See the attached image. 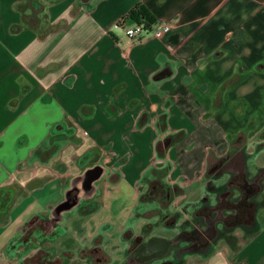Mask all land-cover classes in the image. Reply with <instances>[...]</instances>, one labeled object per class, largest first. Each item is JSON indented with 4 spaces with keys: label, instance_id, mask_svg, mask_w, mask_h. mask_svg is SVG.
<instances>
[{
    "label": "crops",
    "instance_id": "1",
    "mask_svg": "<svg viewBox=\"0 0 264 264\" xmlns=\"http://www.w3.org/2000/svg\"><path fill=\"white\" fill-rule=\"evenodd\" d=\"M56 211L81 264H264V0H0V264Z\"/></svg>",
    "mask_w": 264,
    "mask_h": 264
},
{
    "label": "rangeland",
    "instance_id": "2",
    "mask_svg": "<svg viewBox=\"0 0 264 264\" xmlns=\"http://www.w3.org/2000/svg\"><path fill=\"white\" fill-rule=\"evenodd\" d=\"M79 202V199L67 197L62 205L71 207ZM60 220L57 211L51 215H37L30 219L7 250L8 257H10L8 264H81L90 262L87 253L75 247L72 234L66 235V231L59 225ZM65 246L74 248L75 251H65Z\"/></svg>",
    "mask_w": 264,
    "mask_h": 264
},
{
    "label": "built area",
    "instance_id": "3",
    "mask_svg": "<svg viewBox=\"0 0 264 264\" xmlns=\"http://www.w3.org/2000/svg\"><path fill=\"white\" fill-rule=\"evenodd\" d=\"M173 20L157 21L153 24L146 23L145 21L135 22L127 24L126 19L122 18L119 22V26L123 28L125 36L130 41H140L144 37L149 35L163 38L173 27Z\"/></svg>",
    "mask_w": 264,
    "mask_h": 264
},
{
    "label": "trees",
    "instance_id": "4",
    "mask_svg": "<svg viewBox=\"0 0 264 264\" xmlns=\"http://www.w3.org/2000/svg\"><path fill=\"white\" fill-rule=\"evenodd\" d=\"M128 18L135 22L145 21L153 24L155 20L152 18L148 10L141 4H137L129 13Z\"/></svg>",
    "mask_w": 264,
    "mask_h": 264
}]
</instances>
